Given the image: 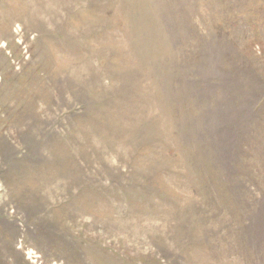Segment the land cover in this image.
I'll return each mask as SVG.
<instances>
[{
  "label": "rangeland",
  "instance_id": "obj_1",
  "mask_svg": "<svg viewBox=\"0 0 264 264\" xmlns=\"http://www.w3.org/2000/svg\"><path fill=\"white\" fill-rule=\"evenodd\" d=\"M259 127L264 0H0V264H264Z\"/></svg>",
  "mask_w": 264,
  "mask_h": 264
},
{
  "label": "trees",
  "instance_id": "obj_2",
  "mask_svg": "<svg viewBox=\"0 0 264 264\" xmlns=\"http://www.w3.org/2000/svg\"><path fill=\"white\" fill-rule=\"evenodd\" d=\"M190 81H192L190 79ZM195 83L188 85V91L192 92L194 90ZM258 135L259 146L255 142L253 136ZM264 137V127L257 128L256 132L252 136H244L242 143H238V152L234 157H237V161L242 163V167L245 168L249 163H255L256 159L262 158L264 154V146L260 145L261 138ZM202 138V137H201ZM205 139L206 138H202ZM192 140H190L191 143ZM189 143V144H190ZM187 148H190L185 144ZM206 147L204 146L201 151V156L206 159ZM195 156L193 155V158ZM211 178L217 184H221L226 194L239 202L242 206L241 211L245 218L250 215L255 217L254 223L251 229H246L245 242L248 248L255 254V256H264V245L262 243V238H260V230L262 226L260 210L258 203L255 199H252L250 190L252 185H245L235 182L234 179L238 180L240 177H245V173L236 170L229 164L223 163L219 158L213 157L210 160ZM219 186V185H218ZM247 216V217H246Z\"/></svg>",
  "mask_w": 264,
  "mask_h": 264
}]
</instances>
